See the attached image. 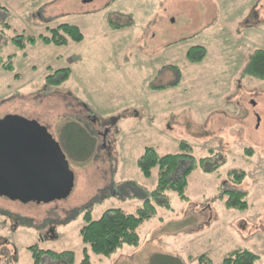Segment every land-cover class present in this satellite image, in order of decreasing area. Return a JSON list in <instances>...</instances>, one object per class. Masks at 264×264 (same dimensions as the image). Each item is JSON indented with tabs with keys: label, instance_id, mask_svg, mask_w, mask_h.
Wrapping results in <instances>:
<instances>
[{
	"label": "rangeland",
	"instance_id": "rangeland-1",
	"mask_svg": "<svg viewBox=\"0 0 264 264\" xmlns=\"http://www.w3.org/2000/svg\"><path fill=\"white\" fill-rule=\"evenodd\" d=\"M62 24L77 26L82 39L66 35L58 45L39 37ZM195 46L204 57L192 62L186 53ZM255 50L264 51V0H0V58L11 55L12 64L0 65V118L34 119L57 140L77 121L105 142L86 161L68 160L67 197L38 204L0 196V264H32L31 245L73 251L78 264L83 210L92 219L112 207L134 213L157 183L156 168L148 177L138 168L144 148L175 154L181 141L196 162L210 156L207 166L220 165H197L186 199L169 191V207L155 203L138 246L110 257L88 250L91 264H198L190 257L203 253L223 264L239 249L264 264V79L244 74ZM60 68L68 77L48 83ZM233 170L244 172L239 185L229 181ZM234 191L248 208L225 206ZM51 219L61 221L54 237L46 225L39 238L38 225Z\"/></svg>",
	"mask_w": 264,
	"mask_h": 264
},
{
	"label": "trees",
	"instance_id": "trees-1",
	"mask_svg": "<svg viewBox=\"0 0 264 264\" xmlns=\"http://www.w3.org/2000/svg\"><path fill=\"white\" fill-rule=\"evenodd\" d=\"M2 26L8 27L6 22L1 23ZM71 37L73 40L80 41L82 33L79 28L74 25L62 24L57 28L50 29L49 35H40L39 37L47 43L54 42L58 45L66 42L65 36ZM23 35H16L13 40L19 44L21 48L25 43L21 39ZM34 37L27 36L26 42H33ZM186 57L192 61H200L204 57V48L201 46L191 47ZM0 65L7 69H12L11 55L3 62L0 58ZM176 69V67L172 66ZM68 68H60L54 71L52 75L46 77L47 82L56 84L64 81L68 77ZM179 73V71L177 70ZM244 74H249L256 78L264 79V51L255 50L251 52ZM57 77V78H55ZM62 145L67 151L70 158L76 157L88 160L94 144L93 139L90 138L91 133L77 121L67 122L62 127ZM180 147L182 149L179 153L159 154L153 147H145L143 153L137 160V165L144 176L148 177L154 168L157 169V183L156 187L144 197L142 206L138 207L134 213L125 211L120 207L108 208L102 214L92 219L90 210L86 208L83 210V218L85 224L79 229L81 240L85 243L83 247V257L78 264H91L90 252L110 257L118 249L124 245L138 246L140 242V227L155 216V203L163 204L169 207L167 192L172 191L181 199H186L187 177L188 174L198 165L205 171L215 170L219 165L207 166V160L210 156L202 157L197 162L190 152L189 145L181 141ZM212 155H217L211 151ZM244 172L231 171L228 173L229 181L239 185L242 174ZM225 193V192H224ZM228 193V192H227ZM244 199V194L234 191L225 195V206L234 209H246L248 204ZM33 256L32 264H40L42 256L47 255L53 260V264H74L75 253L70 250L55 252L51 250H43L37 245H31ZM192 260L197 259L198 264H211V261L206 253L200 254L196 257H190ZM259 256L251 250L239 249L228 253L222 260L223 264H256Z\"/></svg>",
	"mask_w": 264,
	"mask_h": 264
},
{
	"label": "water",
	"instance_id": "water-1",
	"mask_svg": "<svg viewBox=\"0 0 264 264\" xmlns=\"http://www.w3.org/2000/svg\"><path fill=\"white\" fill-rule=\"evenodd\" d=\"M73 185L69 162L45 126L16 114L0 118V196L47 203L67 197Z\"/></svg>",
	"mask_w": 264,
	"mask_h": 264
},
{
	"label": "flooded vegetation",
	"instance_id": "flooded-vegetation-1",
	"mask_svg": "<svg viewBox=\"0 0 264 264\" xmlns=\"http://www.w3.org/2000/svg\"><path fill=\"white\" fill-rule=\"evenodd\" d=\"M100 136V134L97 136H95V134H91L90 135V138L91 139H93V141H94V144H93V147H92V150H91V154H90V156H89V158L94 154V152H97L98 150H100L102 147H104L105 146V142H103L102 140L100 141L99 140V137ZM55 138V137H54ZM56 139V138H55ZM57 140V139H56ZM58 141V143H59V145H60V147H61V149H62V151L64 152V154H65V156H66V158H68L67 160H72L70 157H69V155H68V153H67V151L64 149V147H63V145H62V139H60V140H57ZM106 155H108V150H107V153H106ZM88 158V159H89ZM1 197H3V196H1ZM3 198H6V197H3ZM6 199H8V198H6ZM9 200V199H8ZM22 203V202H21ZM26 203V202H25ZM34 203H36V202H34ZM41 203H43V202H39L38 204H41ZM47 203H50V202H47ZM0 213H2V214H0V215H5L4 214V211H0ZM49 221H50V223H49ZM48 223V224H47ZM61 224V221L60 220H57V219H51V220H45L41 225H38V229L40 230V234H38V237L39 238H43V235H42V233H41V231H42V229L44 228V227H46V225L48 226L47 227V229H46V232H45V236L46 237H54V233H55V230H56V227H57V225H60Z\"/></svg>",
	"mask_w": 264,
	"mask_h": 264
},
{
	"label": "crops",
	"instance_id": "crops-1",
	"mask_svg": "<svg viewBox=\"0 0 264 264\" xmlns=\"http://www.w3.org/2000/svg\"><path fill=\"white\" fill-rule=\"evenodd\" d=\"M178 83V80L176 81V83L175 84H177Z\"/></svg>",
	"mask_w": 264,
	"mask_h": 264
}]
</instances>
